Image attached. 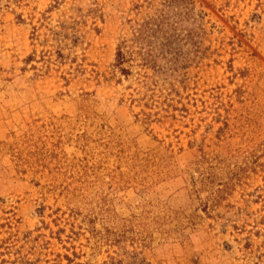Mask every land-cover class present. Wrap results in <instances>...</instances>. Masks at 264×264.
Instances as JSON below:
<instances>
[{"label":"rangeland","instance_id":"374dc122","mask_svg":"<svg viewBox=\"0 0 264 264\" xmlns=\"http://www.w3.org/2000/svg\"><path fill=\"white\" fill-rule=\"evenodd\" d=\"M0 264H264V0H0Z\"/></svg>","mask_w":264,"mask_h":264},{"label":"trees","instance_id":"16d2710c","mask_svg":"<svg viewBox=\"0 0 264 264\" xmlns=\"http://www.w3.org/2000/svg\"><path fill=\"white\" fill-rule=\"evenodd\" d=\"M122 51H123V47H122V48L120 47V48H119V52H118V58L120 59V60H119V64H120V65H122V62H123V60H124V59H123V52H122Z\"/></svg>","mask_w":264,"mask_h":264}]
</instances>
